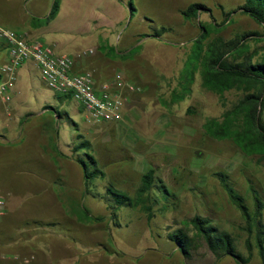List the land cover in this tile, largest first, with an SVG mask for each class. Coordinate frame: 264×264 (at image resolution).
I'll return each mask as SVG.
<instances>
[{"label":"rangeland","instance_id":"obj_1","mask_svg":"<svg viewBox=\"0 0 264 264\" xmlns=\"http://www.w3.org/2000/svg\"><path fill=\"white\" fill-rule=\"evenodd\" d=\"M53 1L35 2L43 23L35 38L75 58L98 82L121 72L139 90L130 94L118 122H95L72 96L59 98L49 89L36 66H22L12 100L0 104V264H238L231 256L217 259L202 240L189 256L174 245L169 233L181 228L192 235L188 222L196 214L226 231L249 264H260L254 221L232 202L219 174L253 213L256 196L264 204V154H246L204 128L209 118L222 119L244 91L206 89L200 67L185 98L174 101L205 32L203 56L218 39L257 32L248 37L240 59L264 60V28L240 12L226 16L245 0H131L132 15L129 0H61L48 22ZM193 3L207 9L186 20L181 12ZM20 6L21 0L1 3L0 20L12 29L22 27L14 16ZM162 27L167 28L162 37L137 42ZM137 44L140 49L127 55ZM90 49L95 52L85 55ZM78 133L105 172L89 189L74 159ZM150 168L175 197L153 193L151 221L139 206H122L114 216L106 188L134 198ZM83 208L99 219H86ZM260 216L264 224V206ZM40 221L58 225L39 226Z\"/></svg>","mask_w":264,"mask_h":264},{"label":"trees","instance_id":"obj_2","mask_svg":"<svg viewBox=\"0 0 264 264\" xmlns=\"http://www.w3.org/2000/svg\"><path fill=\"white\" fill-rule=\"evenodd\" d=\"M121 1V0H120ZM61 0H54L50 11L47 15L49 22L59 12ZM131 15L135 11V7L131 0L127 3ZM207 8L201 3L190 4L186 9L182 10V15L186 20H192L199 16L201 11ZM240 12L248 15L257 24L264 28V0H245L235 10L228 11L227 17L232 13ZM31 24L33 27H42L43 23L40 18L32 17ZM206 31V27H203ZM18 30V29H16ZM167 32V28L162 27L154 30L153 33L144 34L139 37V43L143 37H162ZM251 35H258L257 32H246L230 41L216 40L211 44L205 55L203 56V47L200 45L207 38V32L201 34L197 39L196 50L188 59L190 62L188 68L182 74L180 90H175L174 101L182 100L190 91V84L194 79V73L201 67L202 85L217 94L238 88L244 91V96L238 101L233 108L224 112L222 119L209 118L204 128L206 133L214 139H231L246 154L259 153L264 154V60L252 62L250 56L240 59L241 54L247 52V39ZM264 36V34H263ZM4 45V44H3ZM5 47V45L3 46ZM141 44L134 45L128 50L127 55L137 52ZM6 48V47H5ZM110 50L117 54L116 48ZM234 54V60L227 59L229 54ZM69 96H59V98H68ZM58 116L61 114L57 113ZM81 133L77 134V142L73 146L75 153V161L81 165L84 184L86 188L97 178L105 176L104 170L100 167L98 159L92 152L91 144L88 140L82 139ZM82 139V140H81ZM223 186L226 188L232 202L242 211L247 221H254L255 240L258 254L261 260L260 264H264V224L261 219V210L264 206L263 202L255 197V210L253 213L249 211V207L245 204V199L226 181V175L219 174ZM141 186L138 188L136 197H131L126 191L120 190L112 185L106 188V195L112 202L110 205L114 209L113 215H117V211L122 206H139L145 212L148 221L154 217L153 203L151 197L153 193L161 194L164 199L169 195L174 196L163 180L155 175V170L150 168L142 176ZM83 215L86 219H99L90 215L87 208H83ZM192 225L194 233L190 235L184 229H176L169 233V239L174 245L185 255H191V251L197 245L198 240L204 241L211 252L217 259L224 256L233 257L238 264H249L250 258L244 257L236 249L231 236L212 221L199 214L194 215L188 222ZM39 226L55 227L56 223L38 222Z\"/></svg>","mask_w":264,"mask_h":264},{"label":"built area","instance_id":"obj_3","mask_svg":"<svg viewBox=\"0 0 264 264\" xmlns=\"http://www.w3.org/2000/svg\"><path fill=\"white\" fill-rule=\"evenodd\" d=\"M0 43L5 45L8 52L7 61L0 67V104L12 100L11 88L19 70L29 61L39 69L49 89L59 96H72L89 119L95 122H118L130 94L139 90L121 72L115 73L112 79L98 82L92 71H77L78 62L75 58L58 53L53 46L1 23ZM94 52V49H90L84 54L91 55ZM2 203L0 217L3 214Z\"/></svg>","mask_w":264,"mask_h":264},{"label":"crops","instance_id":"obj_4","mask_svg":"<svg viewBox=\"0 0 264 264\" xmlns=\"http://www.w3.org/2000/svg\"><path fill=\"white\" fill-rule=\"evenodd\" d=\"M11 1H14V0H0V4L3 3V2H11ZM35 2H36V0H21L20 9L14 15V16L17 17L18 24L20 26H22V27L18 28V30L23 31L25 33H28V34H30L31 36H34V37L36 35V31L40 28V27L35 28L31 24V18L32 17H39L40 16L38 14L37 8L35 7ZM24 17L26 18V20L24 19V21L23 20L21 21L20 18H24ZM0 23L5 25V26H7V27H10L7 22H4V21L0 20ZM3 46L4 45L0 43V49L4 48V51L0 50V52H1L0 58H1L2 64L4 62H6L7 59H8L7 49L5 47H3ZM26 64H31V65L35 66V64L32 61H29V62L25 63V65ZM77 71H81L80 63L77 64ZM19 75L20 74L18 72V77H19ZM0 137L3 138L2 136H0Z\"/></svg>","mask_w":264,"mask_h":264}]
</instances>
